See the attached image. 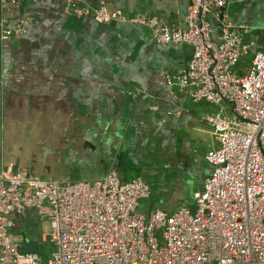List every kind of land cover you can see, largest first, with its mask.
<instances>
[{
    "label": "built area",
    "instance_id": "2783aa9c",
    "mask_svg": "<svg viewBox=\"0 0 264 264\" xmlns=\"http://www.w3.org/2000/svg\"><path fill=\"white\" fill-rule=\"evenodd\" d=\"M86 3L65 0V10L100 23L144 25L158 44L191 46L187 69L167 76L168 84L195 103L230 104L234 118H205L218 146L206 154L210 175L193 194L194 211H142L152 187L141 178L123 181L115 169L66 184L13 165L3 169L0 264H41L38 254L21 251L13 233L14 216L28 209L49 226L46 241L54 250L45 264H264V50L253 53L245 72H235L255 46L243 40L247 27L230 21L228 0H189L182 29ZM26 24L1 21L0 40L23 37Z\"/></svg>",
    "mask_w": 264,
    "mask_h": 264
},
{
    "label": "crops",
    "instance_id": "0c3cea01",
    "mask_svg": "<svg viewBox=\"0 0 264 264\" xmlns=\"http://www.w3.org/2000/svg\"><path fill=\"white\" fill-rule=\"evenodd\" d=\"M86 4L182 29L189 0ZM226 11L234 26L249 30L245 43L264 47V33L250 23L257 12L264 14V0H228ZM1 21L11 28L27 24L23 37L0 40V172L13 165L50 181L80 171L87 179L105 178L122 169V160L106 153L118 152L115 132L159 143L184 134L189 142L207 143L212 128L202 108L212 104L195 103L189 92L167 82V76L187 69L191 46L158 44L144 25L76 17L66 12L65 0H0ZM216 147H207L203 156L205 181L211 170L206 154ZM182 155L193 154L184 150ZM14 222L21 251L36 253L48 243L49 226L35 209L15 215Z\"/></svg>",
    "mask_w": 264,
    "mask_h": 264
},
{
    "label": "rangeland",
    "instance_id": "374dc122",
    "mask_svg": "<svg viewBox=\"0 0 264 264\" xmlns=\"http://www.w3.org/2000/svg\"><path fill=\"white\" fill-rule=\"evenodd\" d=\"M255 19L257 20L255 21ZM250 21L257 27L258 33H264V14L257 12L255 16L250 18ZM256 50H264V47L256 45L249 51L248 55L241 58L235 68L237 74L245 72L249 68L253 53ZM202 106L198 105L199 108H202ZM204 106L202 109L207 111L206 116L220 113L229 120L234 118L232 106L228 103ZM115 133L114 137L119 139L118 152L112 154L106 150V153L108 155L111 154L117 163L122 160V169L118 171L121 174V178L124 181L141 178L152 187V195L148 200L143 201L145 204L141 208L142 211L162 210L174 212L183 207L195 210L196 202L193 194L196 190H200L203 187L207 177L204 169L206 163L203 160L205 150L207 147L217 146V135L213 129L212 134L206 137L207 143L202 144L201 142L200 145L195 140L194 142H189L188 139L190 137L188 138L184 134L171 142L159 143V140L147 139L146 137L134 139L124 132H121V134ZM188 144H191L189 148L187 147ZM184 150H190L193 154L192 157L182 155ZM190 162L192 164L188 166ZM177 166H180V168L178 169ZM66 175L65 178L54 176L53 179L63 184L96 180L84 178V174L81 171L75 176L69 173ZM53 250L54 247L50 243L40 244L36 253L41 258V264L47 262Z\"/></svg>",
    "mask_w": 264,
    "mask_h": 264
}]
</instances>
